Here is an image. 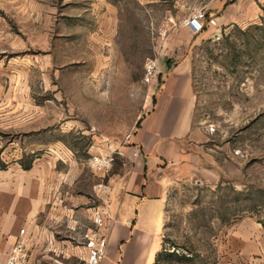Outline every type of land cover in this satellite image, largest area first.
I'll list each match as a JSON object with an SVG mask.
<instances>
[{
  "label": "rangeland",
  "instance_id": "1",
  "mask_svg": "<svg viewBox=\"0 0 264 264\" xmlns=\"http://www.w3.org/2000/svg\"><path fill=\"white\" fill-rule=\"evenodd\" d=\"M198 2L109 0L116 22L108 41L79 0H0V148L9 158L18 149L23 169L58 157L52 177L69 171V180L54 181L53 200L79 194L78 217L52 209L34 239V264H86L93 213L109 208L128 167L115 154L108 170H95L90 156L104 137L118 141L136 129L153 98L144 76L159 33ZM185 50L199 160L168 190L158 264H240L234 227L253 217L264 239V16L215 35L196 32Z\"/></svg>",
  "mask_w": 264,
  "mask_h": 264
},
{
  "label": "crops",
  "instance_id": "2",
  "mask_svg": "<svg viewBox=\"0 0 264 264\" xmlns=\"http://www.w3.org/2000/svg\"><path fill=\"white\" fill-rule=\"evenodd\" d=\"M262 7L264 0H211L205 10L202 32L215 35L227 26L254 23L264 16ZM79 8L83 13L91 11L95 23L103 29V40L109 41L113 35L109 30L116 22L109 0H79ZM171 21L177 27L164 40L160 74L157 82L150 85L153 98L148 103L149 109L140 116L131 140L96 142V149L108 145L116 148L128 165L117 182L118 192L111 194V204L105 209L102 231L107 244L99 264H153L161 246L168 190L186 177L199 160L200 133L193 126L195 95L190 57L185 50L196 32L181 21L175 22L173 18ZM88 34L91 38L99 37ZM135 146L139 148L137 153ZM11 150L9 158L5 157V148H0V264L22 228L27 240L26 264H34L38 245L34 239L46 232L52 209L58 206L67 216L73 217L75 213L78 217L79 194L68 201L70 194L65 191L53 200L54 181L66 184L69 180V171L59 178L52 177L58 157L48 156L40 162L35 159L29 168L23 169L18 149L15 155ZM41 212L42 224L37 220ZM233 236L231 247L240 264H264L261 226L253 217L241 220L234 227Z\"/></svg>",
  "mask_w": 264,
  "mask_h": 264
},
{
  "label": "built area",
  "instance_id": "3",
  "mask_svg": "<svg viewBox=\"0 0 264 264\" xmlns=\"http://www.w3.org/2000/svg\"><path fill=\"white\" fill-rule=\"evenodd\" d=\"M211 0H199L191 12L183 19L182 23L190 27L194 32L202 31L205 27V10ZM166 31L159 33V43L156 56L146 65L144 80L147 83L157 82L159 72V63L162 56L165 55L164 40L167 36ZM134 130L125 132L121 138V143H128ZM109 139L104 138V142ZM135 153L139 152V148L135 146ZM118 153L116 148H110L109 145L105 148L97 149L93 152L89 159V165L95 170H108L114 162L115 154ZM105 211L96 210L93 213V223L95 229H89L85 234L86 264H99L101 259L105 256L107 237L102 231L104 225ZM27 240L24 229H20L19 236L12 244L8 251L3 264H26L27 260Z\"/></svg>",
  "mask_w": 264,
  "mask_h": 264
},
{
  "label": "trees",
  "instance_id": "4",
  "mask_svg": "<svg viewBox=\"0 0 264 264\" xmlns=\"http://www.w3.org/2000/svg\"><path fill=\"white\" fill-rule=\"evenodd\" d=\"M137 126H138V123H137ZM25 168H28V165L25 166ZM162 256H163V251H162V250L158 251V252L156 253V255H155V258H154L153 264H158L159 261H160V258H161Z\"/></svg>",
  "mask_w": 264,
  "mask_h": 264
}]
</instances>
